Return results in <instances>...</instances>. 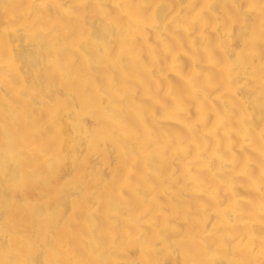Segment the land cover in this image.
Here are the masks:
<instances>
[{
	"label": "bare ground",
	"instance_id": "1",
	"mask_svg": "<svg viewBox=\"0 0 264 264\" xmlns=\"http://www.w3.org/2000/svg\"><path fill=\"white\" fill-rule=\"evenodd\" d=\"M262 2L0 0V264H264Z\"/></svg>",
	"mask_w": 264,
	"mask_h": 264
},
{
	"label": "snow or ice",
	"instance_id": "2",
	"mask_svg": "<svg viewBox=\"0 0 264 264\" xmlns=\"http://www.w3.org/2000/svg\"><path fill=\"white\" fill-rule=\"evenodd\" d=\"M252 6L253 5H250V7H252ZM261 8H262V14H264V2H262Z\"/></svg>",
	"mask_w": 264,
	"mask_h": 264
}]
</instances>
